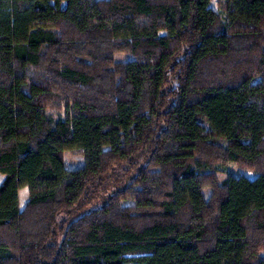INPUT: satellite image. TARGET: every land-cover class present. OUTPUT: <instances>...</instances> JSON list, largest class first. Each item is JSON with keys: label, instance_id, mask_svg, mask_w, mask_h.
I'll use <instances>...</instances> for the list:
<instances>
[{"label": "trees", "instance_id": "16d2710c", "mask_svg": "<svg viewBox=\"0 0 264 264\" xmlns=\"http://www.w3.org/2000/svg\"><path fill=\"white\" fill-rule=\"evenodd\" d=\"M210 1L0 0V264H264V0Z\"/></svg>", "mask_w": 264, "mask_h": 264}, {"label": "rangeland", "instance_id": "374dc122", "mask_svg": "<svg viewBox=\"0 0 264 264\" xmlns=\"http://www.w3.org/2000/svg\"><path fill=\"white\" fill-rule=\"evenodd\" d=\"M210 6L213 9H216L217 11L220 10L217 6L216 0H211ZM223 18H225L224 14H223ZM124 57L127 56H125V54H121L120 57L118 58H124ZM48 112L54 119L62 118L64 116L63 110L60 111L49 110ZM63 161H64V166L67 169L81 167L84 164L83 156H81L78 152L75 151H66L63 154ZM142 165H143L142 163H137L135 166H129L128 164H114L108 170V172H106L103 175V178L99 186H97L92 191L89 199L75 205L71 210L67 212L60 213L59 214L60 221H63L64 223H69L71 220L75 219L82 213L100 207L102 204H104L107 201V199L111 194H113L117 190H121L126 186H128L129 183L132 181V179L136 176L139 168ZM229 175H233V176L245 175L248 177H253L254 172L242 168L237 164L230 163L228 164L226 169H224V172L219 175V178L223 180ZM2 178L3 177L0 175V182ZM25 188L27 189L26 192H25ZM27 197H28V187L21 188L19 190V205L21 208H23L24 204L26 203ZM60 238L61 236L58 237V240H60Z\"/></svg>", "mask_w": 264, "mask_h": 264}, {"label": "clouds", "instance_id": "9594fccd", "mask_svg": "<svg viewBox=\"0 0 264 264\" xmlns=\"http://www.w3.org/2000/svg\"><path fill=\"white\" fill-rule=\"evenodd\" d=\"M27 191V189L25 188V192Z\"/></svg>", "mask_w": 264, "mask_h": 264}]
</instances>
